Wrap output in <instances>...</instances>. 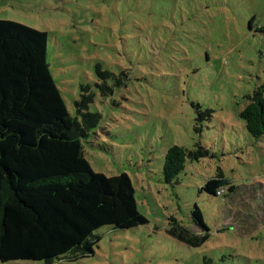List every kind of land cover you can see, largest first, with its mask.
Listing matches in <instances>:
<instances>
[{
    "label": "rangeland",
    "instance_id": "1",
    "mask_svg": "<svg viewBox=\"0 0 264 264\" xmlns=\"http://www.w3.org/2000/svg\"><path fill=\"white\" fill-rule=\"evenodd\" d=\"M0 20L48 34V63L73 115L90 85L89 109L103 120L85 155L96 172L131 177L148 219L103 227L93 255L53 264H264V136L240 116L264 84V0H0ZM97 67L114 73L106 97ZM175 144L208 154L187 158L166 183ZM218 169L236 186L220 197L201 190ZM195 204L212 230L199 247L168 232L209 233L193 220Z\"/></svg>",
    "mask_w": 264,
    "mask_h": 264
},
{
    "label": "trees",
    "instance_id": "2",
    "mask_svg": "<svg viewBox=\"0 0 264 264\" xmlns=\"http://www.w3.org/2000/svg\"><path fill=\"white\" fill-rule=\"evenodd\" d=\"M48 34L26 25L0 20V261L76 260L95 253L103 227L129 229L148 223L136 199L131 177L96 172L85 155L84 141L99 128L103 115L91 111L90 85L81 86L73 115L48 63ZM104 82L103 96L112 91L110 70L96 68ZM240 116L248 132L264 136V84L246 96ZM202 112L198 120L209 117ZM208 151L171 146L164 155L163 175L173 183L186 159ZM235 185L218 169L201 190L225 196ZM221 194H219V192ZM225 193V194H224ZM193 220L206 233L188 234L172 226L168 232L192 247L211 238L203 210L195 204ZM205 264H214L204 257Z\"/></svg>",
    "mask_w": 264,
    "mask_h": 264
},
{
    "label": "built area",
    "instance_id": "3",
    "mask_svg": "<svg viewBox=\"0 0 264 264\" xmlns=\"http://www.w3.org/2000/svg\"><path fill=\"white\" fill-rule=\"evenodd\" d=\"M222 191L219 192V194H221Z\"/></svg>",
    "mask_w": 264,
    "mask_h": 264
}]
</instances>
